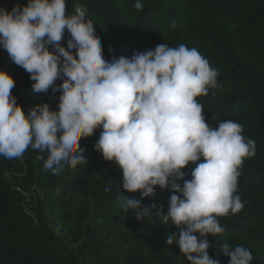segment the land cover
<instances>
[{"label":"clouds","instance_id":"obj_1","mask_svg":"<svg viewBox=\"0 0 264 264\" xmlns=\"http://www.w3.org/2000/svg\"><path fill=\"white\" fill-rule=\"evenodd\" d=\"M0 47L29 74L34 93H59L55 109L44 103L25 113L12 94L14 79L0 70V156L47 151L44 168L58 174L62 162L87 166L79 142L100 129L94 150L117 165L124 191L142 199L157 187L172 192L165 213L139 200L125 199V208L137 220L159 210L162 223L178 229L166 243L175 241L188 264H219L206 237L224 231L217 217L244 207L235 194L238 169L255 155V141L237 122L206 123L196 97L217 88L218 71L196 48L162 43L106 60L93 22L79 6L66 14V0L0 8ZM189 165L195 167L185 179ZM222 251L228 264L253 259L243 246L225 243Z\"/></svg>","mask_w":264,"mask_h":264},{"label":"trees","instance_id":"obj_2","mask_svg":"<svg viewBox=\"0 0 264 264\" xmlns=\"http://www.w3.org/2000/svg\"><path fill=\"white\" fill-rule=\"evenodd\" d=\"M136 2L66 0V14H73L77 6L84 10L95 26L106 60L131 57L133 52L162 43L170 47L184 44L196 48L218 71L217 88L196 97L203 105L205 121L212 128L226 120L242 125L241 134L255 141V155L244 158L238 169L235 194L244 207L236 214L217 217L224 231L206 237L207 251L219 264H228L222 245H239L252 253L250 264H264V0H140L142 10L134 7ZM24 4L26 0H0V8L9 11ZM0 70L14 79L12 94L25 113L44 103L56 108L59 93L51 89L46 94L34 93L29 74L2 47ZM99 134L97 129L79 142L88 159L86 167L71 168L62 162L58 171L78 179L82 188L96 181L101 219L93 252L108 254L106 264H188L175 241L166 243L168 235L178 232L171 222L162 223L161 212H167L171 189L157 187L143 199L139 192L124 191L117 165L94 150ZM38 151L29 147L20 158L0 156V264H78L74 252L52 233L40 202L28 201L32 185L48 184L57 175L44 168L47 151L37 156ZM193 167L183 170L185 179L191 178ZM125 199L139 200L142 207L155 204L161 212L151 209L137 220L133 210L125 208ZM92 258V252L88 253V264H94Z\"/></svg>","mask_w":264,"mask_h":264},{"label":"rangeland","instance_id":"obj_3","mask_svg":"<svg viewBox=\"0 0 264 264\" xmlns=\"http://www.w3.org/2000/svg\"><path fill=\"white\" fill-rule=\"evenodd\" d=\"M3 52L8 55L6 50L3 49ZM39 155L40 151L37 152V156ZM30 189L32 197H29L28 201L37 199L40 202L52 233L74 252L78 264H88L87 254L91 252L94 264L107 263L108 254L93 252L96 248L93 243L99 241L97 228L101 219L95 180H91L82 188L78 179L60 172L52 182L34 184Z\"/></svg>","mask_w":264,"mask_h":264}]
</instances>
